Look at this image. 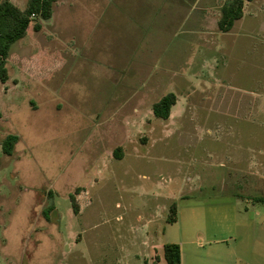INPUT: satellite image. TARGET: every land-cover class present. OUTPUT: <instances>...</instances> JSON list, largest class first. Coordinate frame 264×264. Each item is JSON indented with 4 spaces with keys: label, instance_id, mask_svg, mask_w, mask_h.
Here are the masks:
<instances>
[{
    "label": "rangeland",
    "instance_id": "1",
    "mask_svg": "<svg viewBox=\"0 0 264 264\" xmlns=\"http://www.w3.org/2000/svg\"><path fill=\"white\" fill-rule=\"evenodd\" d=\"M226 1L57 0L12 46L0 264H166L168 244L181 264H264V0L259 42L214 74L195 29Z\"/></svg>",
    "mask_w": 264,
    "mask_h": 264
},
{
    "label": "trees",
    "instance_id": "2",
    "mask_svg": "<svg viewBox=\"0 0 264 264\" xmlns=\"http://www.w3.org/2000/svg\"><path fill=\"white\" fill-rule=\"evenodd\" d=\"M253 0H227L220 8V17L218 19V30L226 33L231 30L233 24L243 16L245 2ZM57 0H28L24 10L18 8L11 0H0V83L8 81V58L11 48L18 41L22 40L30 27L38 32L42 29L45 22L51 20L53 16V7ZM176 103L174 94H168L153 104L152 111L156 118L167 120L170 116V110ZM18 142V137L8 135L2 142V151L10 156ZM114 151V156L120 158ZM74 202V201H73ZM74 211H77L73 205ZM52 208L50 207L48 213ZM169 222L175 221V207L170 209ZM163 259L166 264H181V253L178 245L168 244L163 248Z\"/></svg>",
    "mask_w": 264,
    "mask_h": 264
},
{
    "label": "crops",
    "instance_id": "3",
    "mask_svg": "<svg viewBox=\"0 0 264 264\" xmlns=\"http://www.w3.org/2000/svg\"><path fill=\"white\" fill-rule=\"evenodd\" d=\"M248 5H249L248 7L246 5L243 9L242 18L236 21L233 24L231 30H229L226 33H222L218 30L217 23H218L219 18L213 15V12H211L210 9H206L207 13L205 14V16H203L204 17L203 19L206 22L204 24L202 23L201 27L195 29L199 33L198 34L199 39H201V36L205 38L204 45H201L204 48L202 55H205V58L206 57L210 58V63H208L205 68L206 69L210 68L211 73L215 74V71H218V74H219V70H220L219 67H221L222 70H225L227 63L230 62L232 58L243 55V49L245 48V45L243 49L240 48V44H242L240 41L242 40V38L250 37L252 38L253 41L255 40L257 42L258 40L259 42V33H257V30H255V26L253 25L252 27L250 23L254 22V19H256L255 14L259 8L260 2L258 0H253ZM218 12L220 13L219 9H218ZM214 17H216L215 26L208 25L209 19L214 18ZM237 43H238V46H237ZM194 46H197V43H195ZM8 61H9V58H8ZM199 69L200 68H198V66H195V70H194L195 77L198 76L199 71H200ZM211 81H212V84L214 82L219 83L220 79L214 80V81L211 80ZM185 84H187L186 81H185ZM170 86L178 90V87L176 85H173V83L170 84ZM177 102H179V98L176 96V103L175 105L172 106L170 110L171 116L174 113V109H175V106L177 105ZM177 111H178V108L177 110H175V112Z\"/></svg>",
    "mask_w": 264,
    "mask_h": 264
}]
</instances>
